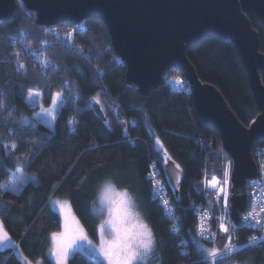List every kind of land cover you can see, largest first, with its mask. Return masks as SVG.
Returning <instances> with one entry per match:
<instances>
[{"label":"trees","instance_id":"1","mask_svg":"<svg viewBox=\"0 0 264 264\" xmlns=\"http://www.w3.org/2000/svg\"><path fill=\"white\" fill-rule=\"evenodd\" d=\"M249 16L264 52V25L255 15ZM187 55L201 79L221 90L242 122L248 125L258 115L248 73L233 42L207 37L197 47L188 48ZM45 58L50 61L46 70L41 66ZM21 64L25 67L20 68ZM168 78L186 79L179 69L168 67L161 86L142 95L127 81L126 63L116 54L104 22L87 18L71 29L68 24L39 25L36 11L18 0L15 17L0 22V101L5 105L0 107V184L7 185L15 168L21 166L26 180L18 185L19 192L0 190V217L14 245L0 248V264H23L21 254L55 264L50 236L61 230L62 219L51 206L53 197L69 199L88 235L97 239L93 223L100 221L93 220L92 204L96 190L107 180L127 188L137 199L139 211L159 242L152 264H161V257L163 264H191L198 259L202 242L223 249L226 234L217 228L211 242L197 237L195 215L188 205L191 200L211 203L204 195V177L222 175L231 156L219 133L196 115L191 91L172 89ZM261 78L264 83V68ZM29 89L41 91L45 103H50L49 92L62 93L54 130L22 120V112L31 110L26 101ZM97 95L105 120L91 103L90 98ZM156 137L161 139L163 151L156 147ZM13 143L17 149L10 155ZM168 156L183 169L178 194L164 172ZM25 158L30 166L20 163ZM150 163L169 189L174 202L171 216L147 178ZM26 170L34 172L37 181ZM84 177L90 182L82 183ZM249 232L251 229L240 228L238 242ZM223 261L264 264V242L244 246ZM68 264H94L93 256L75 251Z\"/></svg>","mask_w":264,"mask_h":264},{"label":"water","instance_id":"2","mask_svg":"<svg viewBox=\"0 0 264 264\" xmlns=\"http://www.w3.org/2000/svg\"><path fill=\"white\" fill-rule=\"evenodd\" d=\"M37 13L39 25L69 23L77 26L87 18L104 22L116 54L126 63V77L147 96L161 86L168 67L179 69L191 86L196 115L216 130L233 159L229 210L240 222L248 203L247 179L258 175L253 145L264 140V52L260 34L249 14L264 25V0H22ZM18 0H0V22L11 21ZM230 40L246 68L259 113L248 125L241 121L221 90L204 81L187 55L207 37ZM96 113L106 119L101 103L91 100ZM103 109V108H102ZM163 168L179 193L183 169L171 156ZM175 186V187H174ZM231 191V190H230ZM234 201V203H233Z\"/></svg>","mask_w":264,"mask_h":264},{"label":"snow or ice","instance_id":"3","mask_svg":"<svg viewBox=\"0 0 264 264\" xmlns=\"http://www.w3.org/2000/svg\"><path fill=\"white\" fill-rule=\"evenodd\" d=\"M47 31V29H45ZM70 35V34H66ZM29 55H36V53L29 51ZM18 55V54H17ZM50 61L48 59L41 60V66L46 70ZM20 68H24L23 64L19 65ZM99 73V69H97ZM101 76L102 73H99ZM45 75L47 72L45 71ZM65 87H69L67 81H62ZM71 91V89L69 88ZM103 91V89H102ZM42 94L33 90L28 91V99L32 103H36V98ZM50 106L49 108L41 107V112L37 115H44L55 120L57 118V108L62 106V93L49 92ZM96 104H100L99 95L91 97ZM0 107H5L3 101H0ZM103 111V109H98ZM103 119V117H101ZM69 125L73 124V121H67ZM20 142L23 143V137L21 136ZM155 143L161 145L160 140L157 138ZM162 146V145H161ZM17 149V144L13 143L9 154L14 153ZM36 153L32 154L35 158ZM13 160L17 158L13 155ZM167 163V161H164ZM22 165L30 166V160L25 158L20 161ZM230 164L223 173V180H220L216 176H212L208 179L204 178L206 186L210 187L216 193V203L222 202L223 210L227 211L230 207L229 195L230 190L234 192L235 189L230 185ZM177 169L180 165H175ZM151 175H154L151 174ZM26 177L24 175V168L17 167L14 170V178L8 181L7 185L0 184V190H11L13 192H19L21 189L18 185L24 183ZM83 182H90L88 177H84ZM151 182V180H150ZM10 186V189H9ZM55 188L56 186L53 185ZM175 187V186H174ZM155 191V187L153 189ZM98 192L97 199L93 203H98L99 208L95 209V216L93 220L100 219L99 224L93 223V233L98 240L97 244L89 238L87 230L74 216L70 217V205L61 203L59 200L53 203L59 207V211L64 215V231L61 233H51L50 239L52 241L51 255L55 257L56 264H67L70 256L78 249L87 248L93 256L94 264H152L154 260V253L156 252L157 244L159 243L154 235L152 228L145 221L143 215L139 211V205L134 194L127 188L118 190L116 186L109 180L104 181L103 184L96 190ZM159 199V197H158ZM11 204V201L6 202ZM234 203V201H233ZM160 204L171 216L173 210L169 207L167 200L160 199ZM255 207V204H253ZM214 216V213H213ZM69 218L72 220V225L69 227ZM207 218V213L204 216H199V222L197 224V233L201 237H205L208 234V229L205 228L204 221ZM224 217L220 218L218 223V229L223 234H228V242L224 245L223 250L213 247L212 249H205L201 246L198 259L191 262V264H208L211 260L213 264H218V257L223 255V252L234 253L237 248L232 244V236L229 226L223 222ZM241 220L243 222L254 223L255 225L264 226V209H261L259 215L250 211L247 215H244ZM235 228V225L232 226ZM107 233V235H106ZM213 239V235H209V242ZM255 237L251 238V242L254 243ZM6 242V243H5ZM0 243H4L5 247H14L11 237L4 227L3 220H0ZM190 257L191 253H187ZM161 264H163L162 257L160 258ZM26 264H32L31 261H26Z\"/></svg>","mask_w":264,"mask_h":264},{"label":"built area","instance_id":"4","mask_svg":"<svg viewBox=\"0 0 264 264\" xmlns=\"http://www.w3.org/2000/svg\"><path fill=\"white\" fill-rule=\"evenodd\" d=\"M169 79L171 78H168L167 81L172 89L190 91V85L184 79L180 78L181 80L184 81L183 86H180L179 82L174 83V81H169ZM254 153L256 157L255 159L258 164V175L255 177H251L247 180L248 204L246 209L242 212L241 218L244 215H247L250 211L257 214L259 218L261 209H264V143H258L255 146ZM229 162H231L230 172L232 173V167H233L232 159H228L225 162L224 170L229 167ZM153 173L154 175H151ZM205 176H207L208 179H211L212 176H216L220 180H223V176H219L216 174H206ZM147 178L149 179V181L151 180V184L153 186L152 188L154 189L155 187V191L153 190V192L157 196V198L159 197L158 200L159 201L160 199L167 200L169 202V207L172 210H174V202L169 193V189L166 183L164 182V180L162 179L161 175L159 174L158 169L153 163H150L149 171L147 172ZM204 191H205L204 192L205 197L212 196V199L210 201L211 203L191 200V202L188 205V207L193 211L195 215V230L197 229V224L199 222L198 217L204 216L207 213V218L205 219L204 224H205V228L208 229V234H206L205 237H201L196 231V234L200 239L202 240L209 239V235H213L215 228L218 229V223L220 222V218L224 217L223 222L229 226L230 228L229 234L232 236V244L236 246L237 250L247 245H256L264 242V226L255 225L254 223L243 222L242 220H240V222L234 221L229 214V209L225 211L222 208V202L220 204H217L215 202L216 193L210 187L206 186L205 183H204ZM253 204H255V207H253ZM233 225H235V228L232 227ZM244 227L251 229V232L247 234V236L245 237L242 243H239L237 232L240 228H244ZM227 237L228 234H226V243L228 242ZM252 237L256 238L254 243L251 242ZM227 254H232V253H227Z\"/></svg>","mask_w":264,"mask_h":264},{"label":"rangeland","instance_id":"5","mask_svg":"<svg viewBox=\"0 0 264 264\" xmlns=\"http://www.w3.org/2000/svg\"><path fill=\"white\" fill-rule=\"evenodd\" d=\"M70 31V30H69ZM169 81H174V83H178L179 82V84H180V86H183L184 85V81L183 80H181L180 78H171V79H169ZM29 90H33V91H35V92H39V93H41V91H39V90H37V89H29ZM28 90V91H29ZM42 94V93H41ZM27 97H28V94H27ZM26 97V101H27V104H28V106L31 108V110H24L23 112H22V120L24 121V122H26V123H30V124H38V123H43V124H45L50 130H54V128H55V120H53V119H51L50 117H47V116H44V115H37V114H39L40 112H41V107H44V108H49V106H50V103H45V101L43 100V98H42V95L40 96V97H37L36 98V103H32L28 98ZM60 107L61 106H58V108H57V114H58V112H59V109H60ZM151 130H152V128H150ZM159 139L160 140V142H161V145H157L156 143V147L158 148V149H160V150H164V146H163V143H162V141H161V139L159 138V137H156V139ZM156 139H155V141H156ZM226 161H227V159H226ZM225 161V162H226ZM224 168H225V165H224ZM224 171V170H223ZM26 174L28 175V177L29 178H31L32 180H34V181H37V176L35 175V173L34 172H32V171H30V170H26ZM219 176H222V175H219ZM107 181H109V180H107ZM112 182V181H111ZM113 183V182H112ZM103 184V183H102ZM114 184V183H113ZM116 186V185H115ZM116 188L118 189V190H120V188H118L117 186H116ZM205 192V191H204ZM98 196V195H97ZM211 199H212V196H209ZM96 199H97V197H96ZM95 199V200H96ZM57 200H59L61 203H66L67 205H70V217L71 216H74L77 220H79V222L83 225V223L81 222V220L79 219V217L77 216V214L75 213V211H74V209H73V207H72V205H71V202H70V200L69 199H66V198H61V197H53V198H51V200H50V203H51V206H52V208L53 209H55L60 215H61V219H62V226H61V230L59 231V232H57V233H61V232H63L64 231V220H65V218H64V215H62L61 213H60V211H59V207L57 206V205H55L53 202L54 201H57ZM94 200V201H95ZM97 208H99V204L98 203H93L92 204V209H93V211H94V213H95V209H97ZM100 219H103V217H100L99 218V221H100ZM0 220H2L1 219V217H0ZM71 226H73L72 225V220H71V218H69V227H71ZM84 226V225H83ZM84 228H85V226H84ZM6 229V228H5ZM86 229V228H85ZM8 232V231H7ZM9 234V233H8ZM106 235H107V233H106ZM10 236V235H9ZM89 238L93 241V243L94 244H97L98 243V240L97 239H93V238H91L90 236H89ZM11 241H13L12 239H11ZM6 243V242H5ZM13 243V242H12ZM203 247V248H205V249H212L213 247H216V248H218L217 246H209V245H207V244H205V243H200V247ZM0 248H5V246H4V243H0ZM223 250V249H222ZM76 251H83V252H87V253H89V254H91L92 255V253L87 249V248H83V249H78V250H76ZM225 252H223V255L221 256V257H218L217 259H218V264H239V263H237V262H224L223 261V259L225 258ZM50 256H51V258L53 259V261H54V263L56 264V260H55V257L54 256H52L51 255V251H50ZM21 258H22V261H23V264H26V261H31L32 262V264H44V261H43V259H41V258H39V259H37V260H31V259H29V258H27L26 256H24L23 254H21ZM67 264H68V262H67ZM209 264H213V262L211 261V260H209Z\"/></svg>","mask_w":264,"mask_h":264}]
</instances>
